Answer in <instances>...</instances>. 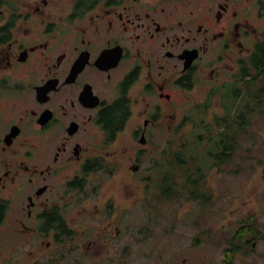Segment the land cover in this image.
<instances>
[{
	"label": "flooded vegetation",
	"instance_id": "flooded-vegetation-1",
	"mask_svg": "<svg viewBox=\"0 0 264 264\" xmlns=\"http://www.w3.org/2000/svg\"><path fill=\"white\" fill-rule=\"evenodd\" d=\"M261 42L264 0H0V239L69 254L87 236L90 264L122 257L141 203L128 213L101 187L150 192L175 172L205 186L202 168L160 160L222 139L218 97Z\"/></svg>",
	"mask_w": 264,
	"mask_h": 264
},
{
	"label": "rangeland",
	"instance_id": "rangeland-1",
	"mask_svg": "<svg viewBox=\"0 0 264 264\" xmlns=\"http://www.w3.org/2000/svg\"><path fill=\"white\" fill-rule=\"evenodd\" d=\"M241 83L242 81L237 80L236 84ZM224 99L218 97L219 116H214L216 119L226 115ZM252 103L251 101L250 105ZM243 104L244 100L241 101L242 106ZM250 113L249 135L243 134L235 145L233 161L238 166L237 170L218 173L219 166L225 164H214L213 157L209 154L211 150L207 147L209 143L197 142L189 146L187 157L191 156L190 160L193 157L194 162L198 160L207 177L205 186H200L195 194L192 193V186L189 187L191 191H187L182 175L177 172L172 176L171 183H168L169 176L164 175L168 176L167 181L159 180V184L152 187L150 192L134 189L129 177L116 185L118 189L113 185L110 188L101 187V199L113 194L116 204L124 205L128 213L135 211L140 203L142 208L128 214L125 220L128 227L137 231V239L130 240L128 234V243L132 244L127 245L125 254L122 257L119 255L120 258L113 251L108 264H114L118 260L121 264L123 259L124 264H222L226 258L223 249L230 245L228 238L252 217L256 221V233L250 231L248 237L238 243L240 247L233 256V262L264 264V116H255L254 110ZM178 145L184 148L186 144L176 142L175 150L182 149ZM191 164V167L196 168L194 163ZM169 165L175 167L174 164L160 160V168H168ZM191 196L194 199L189 198ZM84 207L85 203L78 209L83 210ZM79 210L74 213L71 211L70 218L78 220L76 214H83ZM10 220L9 218L8 221ZM83 221L86 225L88 220L84 217L77 222V226L80 227ZM150 233L153 234L152 237H149ZM16 234H4L0 239V249L4 250L0 255V264H90L91 252L87 236L82 240L79 250L65 254L63 252L66 251L67 242L63 246L54 245L49 249L45 245L48 240L46 238L45 242L41 241L34 247L31 239L26 241L25 235ZM6 240L15 246L14 251L4 249L7 246ZM227 249L229 248H225Z\"/></svg>",
	"mask_w": 264,
	"mask_h": 264
},
{
	"label": "trees",
	"instance_id": "trees-1",
	"mask_svg": "<svg viewBox=\"0 0 264 264\" xmlns=\"http://www.w3.org/2000/svg\"><path fill=\"white\" fill-rule=\"evenodd\" d=\"M250 64L252 65V69H247L246 72V75L250 77L241 79L242 83L240 85L236 84L230 92L224 94L226 115L222 118L224 127L222 131L219 132L222 134V139L207 145L209 150H211L209 154L213 157L214 164L217 166L221 163L228 164V166H230V171L232 167L234 171L238 169L237 164L233 161L236 148L235 145L236 142H239L237 140H239L243 134L245 136L249 135L248 131L251 124V117L250 121H248L247 113L254 110L255 116H264V42L259 43L256 47ZM242 100H244V104L243 111L241 112L239 104H241ZM251 101L253 102L252 105H250ZM236 105H238L239 110L233 111L235 108H238ZM228 115L230 118H228ZM227 118L228 124H225ZM243 118H245L243 121H239ZM185 150L186 147L181 150L176 149L174 166L191 167V163H194L196 168H201L202 165L198 163V160L194 162L193 157L191 160V156L187 157L188 150ZM198 190L199 189H193L192 193L195 194ZM189 198L194 199L192 196ZM250 231L256 233V221L254 217L250 218L249 222L246 221L241 224L234 234L228 238L227 241L230 242V245L229 247H225L229 249H223V254H225L226 258L222 264H234L233 256L240 247L238 243L244 241L243 239L248 237ZM151 234L152 233H150V235ZM246 244H248V239L246 240Z\"/></svg>",
	"mask_w": 264,
	"mask_h": 264
}]
</instances>
